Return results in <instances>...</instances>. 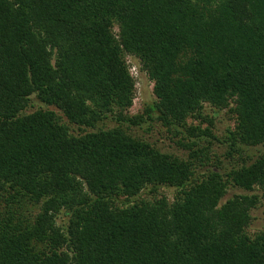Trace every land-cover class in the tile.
<instances>
[{
  "label": "trees",
  "instance_id": "16d2710c",
  "mask_svg": "<svg viewBox=\"0 0 264 264\" xmlns=\"http://www.w3.org/2000/svg\"><path fill=\"white\" fill-rule=\"evenodd\" d=\"M124 54L155 97L131 116ZM32 95L75 126H120L74 136L52 111L20 116ZM204 105L235 118L228 157L264 145V0H0V264H264V231L246 233L259 197L219 205L229 185L264 194V157L196 177L199 140H216ZM147 121L196 140L187 160L121 126Z\"/></svg>",
  "mask_w": 264,
  "mask_h": 264
},
{
  "label": "rangeland",
  "instance_id": "374dc122",
  "mask_svg": "<svg viewBox=\"0 0 264 264\" xmlns=\"http://www.w3.org/2000/svg\"><path fill=\"white\" fill-rule=\"evenodd\" d=\"M113 33L115 35L118 33L117 27L113 28ZM123 58L135 83L134 100L132 107L128 110V115L131 116L141 114L143 109L155 100L152 92L153 83L149 79L147 73L142 69V65L138 58L129 54H124ZM38 110L54 112L59 117L60 122L66 125L70 133L74 136L89 132H96L97 130L113 129L120 126L118 123H116V121L112 119H106L105 121L98 123L93 129L75 126L73 124H70L56 107L41 103L35 95H32L30 97L27 107L20 114V116H25ZM203 115L209 117L212 120V134L215 136L216 140L210 138H202L199 140V148L208 149V151L206 150V152L209 153V160L208 165H203L201 164V162L205 163V160H201V158L196 159V177H201L203 174L208 172V170L211 169L210 164L213 161L221 163L220 172L224 173L226 171H229L230 169L238 168L241 165H249L256 159L264 157V145L240 146L237 149V153L233 152L232 157H228V153L231 148L229 142L225 140V134L228 129L234 128V116L229 113L227 109L217 110L209 105H204ZM187 123L195 124L193 119H187ZM121 126L123 129L128 131L130 135L149 143L161 153L169 154L183 160H187L190 151L188 149L180 147V145L188 142H193L196 144V140L194 139L186 140V134H184L178 127L168 129L162 126L160 123L153 121H147L146 123L136 127L129 126L128 124H124ZM205 126L206 124H203L201 127L204 128ZM195 149L196 147L194 148V150ZM149 191L150 190L148 188L141 191L136 198H132L130 199V201L132 202L139 199L151 200L153 197L151 196L152 194L149 193ZM175 192L176 191L174 188L162 186L158 188L157 197L164 196L170 203L175 197ZM252 194H255L259 197V203L250 211V224L246 229V233L250 237L264 231V194L261 189L255 187L252 192H247L229 185L227 187L225 196L219 203V205H221L235 195ZM118 203H124V198L120 197L118 199ZM3 206L4 204L2 203L1 208ZM67 220L68 217L61 214L56 221L59 225H65Z\"/></svg>",
  "mask_w": 264,
  "mask_h": 264
}]
</instances>
